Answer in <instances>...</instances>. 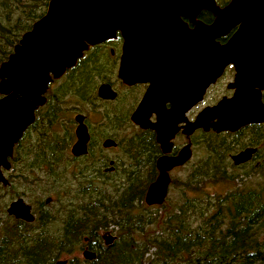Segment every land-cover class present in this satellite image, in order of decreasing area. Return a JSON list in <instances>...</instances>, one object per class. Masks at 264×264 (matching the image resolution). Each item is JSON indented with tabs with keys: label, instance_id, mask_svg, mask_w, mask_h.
<instances>
[{
	"label": "trees",
	"instance_id": "16d2710c",
	"mask_svg": "<svg viewBox=\"0 0 264 264\" xmlns=\"http://www.w3.org/2000/svg\"><path fill=\"white\" fill-rule=\"evenodd\" d=\"M48 1L0 0V64L21 35L44 15ZM198 18L205 22L210 15L203 11ZM87 73L78 69L73 78L48 91L36 121H47L48 132L45 127L41 131H50L49 136L36 143L31 127L14 146L10 169L3 172L7 185L0 184V264H54L84 240L90 250L95 246L97 254L82 264H264V124L224 134L233 137V145L221 135L207 139V155L198 162L196 184H190L188 172L186 186L175 187L176 200L163 214L148 213L150 208L143 202L153 178L150 173L131 177L124 169V183L110 186L112 192L87 181L74 189V196L64 165L74 140L73 121L68 117L74 107L67 102L69 98L90 103L82 92L92 88ZM247 146L258 147L256 154L249 163L234 167L228 154ZM49 196L54 200L44 212L43 231L25 243L19 224L6 215L7 203L25 197L35 207ZM110 226L117 239L102 247L99 233ZM67 264L77 262L69 259Z\"/></svg>",
	"mask_w": 264,
	"mask_h": 264
},
{
	"label": "water",
	"instance_id": "95a60500",
	"mask_svg": "<svg viewBox=\"0 0 264 264\" xmlns=\"http://www.w3.org/2000/svg\"><path fill=\"white\" fill-rule=\"evenodd\" d=\"M203 11L213 16L212 24L199 20ZM186 23L193 29L189 30ZM235 28L225 43L219 42ZM117 32L123 38L118 77L130 85L159 75L157 84H151L131 116V122L141 129L154 130L159 144L175 132L184 112L201 102L208 87L229 65L235 71L228 85L232 96L202 109L194 122L183 127V133L190 135L196 129L234 133L264 123V0H230L224 8L214 0H49L44 15L21 35L7 60L0 64L2 186L7 185L2 170H9L14 145L33 123L35 110L44 105L48 84L73 68L90 47L114 38ZM148 63L156 67H147ZM163 77L176 79L178 85L167 87ZM170 95L173 106L165 112L163 104ZM114 96L106 87L99 90L101 98ZM151 113L156 114L155 123L148 120ZM74 121L76 141L70 154L77 158L87 152L88 133L82 116L76 115ZM112 146L113 141L103 143L104 148ZM255 153L256 149L246 148L231 161L238 166ZM188 156L186 146L177 158L157 161L158 176L147 188L145 205L163 204L169 183L167 170L182 164ZM6 214L33 221L30 207L22 199L12 201ZM107 237V246L116 240L108 233ZM82 255L86 261L96 256L89 250Z\"/></svg>",
	"mask_w": 264,
	"mask_h": 264
},
{
	"label": "flooded vegetation",
	"instance_id": "af4514ba",
	"mask_svg": "<svg viewBox=\"0 0 264 264\" xmlns=\"http://www.w3.org/2000/svg\"><path fill=\"white\" fill-rule=\"evenodd\" d=\"M214 1L216 5L220 8H224L230 2V0H214ZM209 15H210V18L207 21L205 22L202 21L206 25L212 24L214 20L213 16L210 13ZM186 24L189 30L193 29V26L190 23H186ZM235 30L236 28L231 30L225 37L220 38L219 42L225 43L232 36ZM122 46H123V38L117 32L114 38L106 40L93 47H90L88 51L84 52L82 58H80L77 61L76 65L73 68L66 70L63 76H61L59 79L57 80L53 79L49 83L47 91L44 95L45 97L44 105L38 107L35 110L34 121L25 130L23 135L26 133V131L29 128L32 127V130H31L32 137L34 138L36 143L37 141H40V140L42 141V138H47L46 134L43 131H41L44 127L46 128V130L48 129L46 126L47 121H44L43 119H42V122L36 121V112L46 105L48 91L56 90V88L59 85H61L64 80L70 79L71 78L70 76H72L73 78V75H74L73 73L76 72V70L82 69V71H84L85 73L88 72L87 73L88 79H91L93 81L91 91L89 92L88 90L82 91L83 94H87V96L90 97L89 98L90 103H88V105L93 103V101L94 103L95 102L98 103L99 106L102 104V106L105 107L106 114L104 113V115H99V116H96L94 114L91 115L90 113L84 114L81 112H78V113L76 112L74 114L73 121L76 115L82 116L83 124L86 127V130L88 133V142H87V148H86L87 152L85 155L81 157H77L76 159H81V158L88 156L93 146L94 136H98L102 138V142L100 144L101 150H109V151L116 150L118 148V143L117 141L114 140V137L116 138L118 136V133H119L118 131L120 129L126 128V131H125L127 132L126 137H125L126 138V150L123 149L124 155L126 156V159H127V165L125 169L128 171V174L131 175V177L139 176V173H141L142 175H145L147 173L152 174L153 178L147 184V188H148L149 185L152 182H154V180L158 176L157 161L161 158L175 159L179 156L182 149L188 146V149H189L188 158L183 160L182 164L176 165L167 170L169 183L167 186V194L163 202L164 204L167 201L169 197V193L172 191L173 187H176V186L180 187L181 185H184V187L186 186L187 181H188L187 180L188 172H190V178H189L190 184L193 186L196 184V170H197V165H198L196 149L198 145V134H204V135L214 134V135H221V136H223L224 134H228L231 136V135L236 134L240 130H243L247 127L255 126V125H248L234 133H229V132L215 133L211 129L207 132L196 129L190 135H186L183 133V127H185L187 123L194 122L198 113L202 109H204L205 107L214 106L222 98H225V97L230 98L232 96L233 90L229 89L228 85L233 82L235 71H234L233 66L229 65L223 70L221 76L216 80V82L213 85L208 87L201 102L189 106V108L184 112L183 116H181V119L183 118L184 120H180V122L176 123L175 132L173 131L172 133L169 134V137L167 138L166 142L163 145L159 144L157 142V139H156L157 135L154 130L141 129L139 126L131 122V116L136 111V109L141 104V102L143 101L146 92L151 87V84L153 83V85H155L157 84L156 82L159 81L160 79L159 75L150 76V78L147 79L145 82H140V83L136 82L130 85L125 84L118 77V71L121 65V56L123 54ZM151 64L152 63H148L147 67H149ZM155 67L156 66L154 64L151 65V69H154ZM169 77H171V75ZM161 79L168 81L167 87L169 86L173 87V86L178 85V81H176V79L168 78V77L166 78L163 77ZM218 85H221V86L224 85L225 93H223L218 99L214 98L212 99V101L207 100V95ZM101 87L108 88L115 95L114 98L106 99V98L99 97V90ZM156 96L157 94L153 96V98ZM171 99H172V95H170V98L168 100H165L163 104L165 112H168L173 106ZM156 119L157 117L155 113H151L148 117V120L151 123H155ZM43 122H45V125L43 124ZM93 123H96L98 127L96 126L95 128H92L91 126ZM74 124H75V127L73 130V135H74L75 128L77 126L75 121H74ZM257 125H260V124H256V126ZM107 140L113 141L115 143V146L104 148L103 143ZM75 141L76 140L74 136V142ZM229 141L231 143H228V144L233 145L234 143L233 137H231V139L228 140V142ZM246 148H254L256 149V152L258 150V147L247 146L233 153L228 154V160L231 162L232 165L233 163L231 161V157ZM253 156L247 163H249L252 160ZM103 160L105 161L104 158ZM117 162L118 161L110 160L108 163L110 167L105 168L102 171L99 169H95V171H99V173L102 174L103 176L104 175L106 176L107 174L112 175L115 172L114 166H117ZM100 163H101L100 166H102L101 158H100ZM247 163H244L238 166H234V165L233 166L238 168ZM2 172H5V171L2 170ZM78 172L80 171L77 170L78 178L80 180H83L84 177L82 176H84V174L83 173L78 174ZM177 173L179 174L176 175ZM116 184H117V180L112 185H116ZM79 185L81 184L78 183V186ZM147 188L144 192L143 202H144ZM17 199H22L23 202L30 207V212L33 216V221L25 222L23 220L15 219L11 216L9 217L15 220L19 224V229H18L19 235L24 239L23 241L25 243H29V238H31V236H35L43 231V228L46 224L44 220L45 219L44 212L47 209V206L51 202H49V200L46 199L43 202V204H40V205L37 204L34 207L32 202H30L29 200L28 201L25 200V197H18L15 200ZM162 205H159V206L145 205V206L153 210V209H157L161 207ZM38 218H40V221ZM1 225L2 223L0 222V229H1ZM107 233L110 236L116 238V234L111 229L103 232L100 235V239H99L102 247H109L112 245V244L109 246L105 245V242L108 241ZM86 243H87L86 240H84L83 243H79L76 246L77 248L71 254L67 255L68 256L67 258H63V259L60 258L57 261H66V264H67V261L69 259H75L77 264H82L84 261H86L82 255L85 250L92 251L95 253V255L97 254L96 253L97 249L95 248V246L93 247V250H90L89 247L85 245ZM76 252L78 253L80 252L82 259L81 258L76 259L75 257H72V255ZM22 264H32V263L25 262Z\"/></svg>",
	"mask_w": 264,
	"mask_h": 264
},
{
	"label": "rangeland",
	"instance_id": "374dc122",
	"mask_svg": "<svg viewBox=\"0 0 264 264\" xmlns=\"http://www.w3.org/2000/svg\"><path fill=\"white\" fill-rule=\"evenodd\" d=\"M223 93H225L224 85H222V86L218 85L207 95V100L212 101V99H214V98L218 99ZM67 104L69 107L70 106L74 107L73 113L72 114L68 113V117L70 118V116H71L70 119L72 121H73V116L76 112L77 113L81 112L84 114L90 113L91 115L94 114L96 116L104 115V113H105V107H103L102 104L99 106V104L96 102L94 103V101H93V103L88 105V102L82 104L78 101L77 102L76 101H69V98H68ZM63 120H67V119L63 118ZM96 126L98 127V125L96 123H93L91 127L95 128ZM74 127H75V124L73 121V130H74ZM125 131H126V128L120 129L118 131L119 132L118 136L116 138L114 137V140L117 141V143H118V148L116 150H110V151L109 150H101L100 144L102 142V138L98 137V136H94L92 149L90 150L87 157H84L81 159H76L75 157H73L70 154V147L73 144L74 140L71 142V144L69 145V148H68V153H67V156H69L70 159L68 162H64L65 163L64 165L67 168L66 176L68 179H66V180L70 185L69 186L70 194L73 192V195L75 196L77 193H76V190H74V189L78 186V183H80L82 186L87 181H90L91 185H94L95 187L106 189L108 192H112L110 186H112V184L115 183L116 180L118 183H121V184L124 183L123 179H122L123 178V170L125 169V167L127 165V159H126V156L124 155V150H123L124 149V141H125L124 139H126L125 137L127 134V132H125ZM49 133H50V131H49ZM49 133L46 134V137L49 136ZM219 138H222L225 141H228V140H230L231 137H226L225 135H223ZM207 139H211V140L215 139L216 140V137L214 136V134H212V135L198 134V145H197V149H196L198 162L200 160H202L203 158H205L207 155V153H206L207 148L204 145V143L207 141ZM119 143H120V146H119ZM229 143H231V142L229 141ZM100 158H101L102 166H100L101 165ZM103 158L105 159V161L103 160ZM72 159H73V161H72ZM110 160L118 161L117 166H114L115 172L112 175L107 174L106 176L105 175L103 176L102 174L99 173V171H95V169H99L102 171L103 169L110 167L108 164ZM84 166L86 169L84 168ZM77 170H80V172H78V174H80V173L84 174V176H82V177H84L83 180H80L78 178ZM178 174L179 173H177L176 175H178ZM121 186H123V185H121ZM42 187L44 189H46L43 185H42ZM215 188L217 189V187H215ZM221 189H222V187L218 188V190H220V191H221ZM175 192H176L175 187H173L172 191L169 193V197H168L167 201L163 204V206H165L164 208L159 207V208L153 209V210L150 209V211H147V212L148 213L149 212H153V213L157 212L158 214H163V210L167 209L169 207L170 203L175 202V200H176V193ZM84 198H85V196H84ZM3 199L4 198L2 197L1 200H3ZM45 199H48L49 202H52L54 200V198L52 196L46 197ZM73 199H75V198H73ZM13 200H15V198L11 199V201H9L7 203L5 210L7 209L10 202H12ZM25 200L28 201V199H26V198H25ZM65 202L66 201L64 199V203ZM109 229H112V227L110 226ZM103 232H105V231H100L99 234L101 235ZM67 257H68L67 255H64L61 257V259L67 258ZM72 257H75L76 259H78V258H81V254H80V252L79 253L76 252L72 255Z\"/></svg>",
	"mask_w": 264,
	"mask_h": 264
}]
</instances>
